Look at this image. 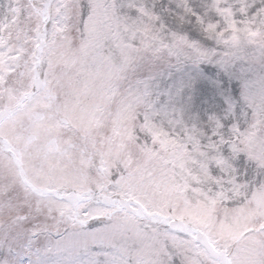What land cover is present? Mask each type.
I'll return each mask as SVG.
<instances>
[{
	"label": "snow or ice",
	"instance_id": "1",
	"mask_svg": "<svg viewBox=\"0 0 264 264\" xmlns=\"http://www.w3.org/2000/svg\"><path fill=\"white\" fill-rule=\"evenodd\" d=\"M0 264H264V0H0Z\"/></svg>",
	"mask_w": 264,
	"mask_h": 264
},
{
	"label": "rangeland",
	"instance_id": "2",
	"mask_svg": "<svg viewBox=\"0 0 264 264\" xmlns=\"http://www.w3.org/2000/svg\"><path fill=\"white\" fill-rule=\"evenodd\" d=\"M239 92H240V89H239V87H238L234 99H239ZM209 114H210V113H209Z\"/></svg>",
	"mask_w": 264,
	"mask_h": 264
}]
</instances>
